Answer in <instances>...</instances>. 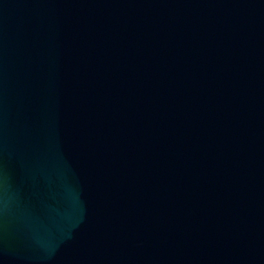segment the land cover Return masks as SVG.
<instances>
[{"label":"water","instance_id":"1","mask_svg":"<svg viewBox=\"0 0 264 264\" xmlns=\"http://www.w3.org/2000/svg\"><path fill=\"white\" fill-rule=\"evenodd\" d=\"M0 264H264V0H0Z\"/></svg>","mask_w":264,"mask_h":264}]
</instances>
